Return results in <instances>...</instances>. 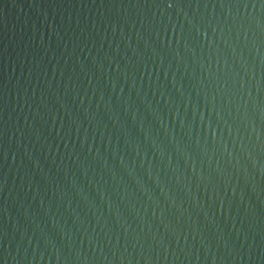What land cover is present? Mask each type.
I'll list each match as a JSON object with an SVG mask.
<instances>
[{
	"label": "water",
	"instance_id": "obj_1",
	"mask_svg": "<svg viewBox=\"0 0 264 264\" xmlns=\"http://www.w3.org/2000/svg\"><path fill=\"white\" fill-rule=\"evenodd\" d=\"M0 264H264V0H0Z\"/></svg>",
	"mask_w": 264,
	"mask_h": 264
}]
</instances>
